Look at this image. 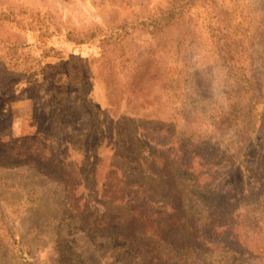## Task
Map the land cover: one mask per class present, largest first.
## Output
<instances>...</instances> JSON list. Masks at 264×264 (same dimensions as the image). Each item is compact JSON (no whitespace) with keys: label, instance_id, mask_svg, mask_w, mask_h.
<instances>
[{"label":"rangeland","instance_id":"1","mask_svg":"<svg viewBox=\"0 0 264 264\" xmlns=\"http://www.w3.org/2000/svg\"><path fill=\"white\" fill-rule=\"evenodd\" d=\"M167 4L0 0V264H21L10 236L31 264H264V0L146 30ZM174 169L238 200L213 211ZM213 215L235 250L150 235Z\"/></svg>","mask_w":264,"mask_h":264},{"label":"trees","instance_id":"2","mask_svg":"<svg viewBox=\"0 0 264 264\" xmlns=\"http://www.w3.org/2000/svg\"><path fill=\"white\" fill-rule=\"evenodd\" d=\"M192 2L193 0H168V4L165 7L160 8L155 13L149 15L147 17V21L142 22V26L146 28V30L148 29L151 32H155L158 29L166 25H169L170 23L176 21L181 16H183L187 12L189 7L191 6ZM173 139L174 140L181 139L183 141L190 140V138L186 140V138H183V137L178 138L176 136ZM3 159H4L3 162L6 165L14 164L11 161V159L8 157L3 156ZM37 166L43 170H46L47 168L44 164H41V163H37ZM173 174L175 175V180H177V177H184V180L188 182V185H185L184 180L177 182L176 189L181 194H184V196H187V197L188 196L194 197L198 202H200L207 208L213 209V211H216L219 209H226V207L230 206L231 203L236 202L238 200L232 194L231 195L229 193L222 194L218 190L196 186V183L194 181L193 182L189 181L190 179L193 178V175L186 169L181 170V171H177L174 169ZM214 215L211 216L210 220L206 224H203L201 226H199V224L197 225L194 224V227H196V229L193 234H191L190 230L185 229L183 225L180 226V225L174 224L173 226H169L166 229H164L163 227L160 230H152L150 235L151 236L155 235L158 238H160L159 235H161L165 240L164 244H166L168 247H179V249L191 247V249L198 248L199 250L203 252L208 251L210 249L212 250L214 249L223 250L224 249L225 250L228 248L229 250L230 249L235 250L234 248L232 249V246L234 245L231 244L230 240L226 238L225 239L219 238V240H216L215 239L216 237L214 235L213 236L210 235L211 229H212L211 228L212 221L214 220V218H216ZM138 230L139 231L135 232V234L133 233V231H131L132 235H128V236L130 237L135 236V238L144 237L149 229H147L146 227H143ZM178 234H183L182 239H177ZM115 235L119 236V233L116 232ZM192 235L193 237L195 236V238H197L194 242L191 241ZM9 240H10V245L13 247V249L19 256L21 260V264H31L30 258L28 256L29 253L26 250V247L24 246V244L18 238H15L13 236H10ZM156 253L157 255H160V258L163 259V261L166 264L167 263L169 264L170 262L173 264H181L182 262H186V261L196 262V259L194 257H184L186 259H181L178 257L175 258V257L167 256V255L164 256L159 251H156ZM207 263L209 262L206 261L205 264Z\"/></svg>","mask_w":264,"mask_h":264}]
</instances>
